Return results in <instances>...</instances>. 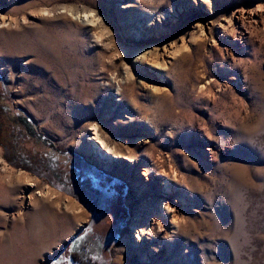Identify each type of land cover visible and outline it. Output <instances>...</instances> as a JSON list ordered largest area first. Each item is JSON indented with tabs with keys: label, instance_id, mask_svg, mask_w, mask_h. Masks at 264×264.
Listing matches in <instances>:
<instances>
[{
	"label": "rangeland",
	"instance_id": "rangeland-1",
	"mask_svg": "<svg viewBox=\"0 0 264 264\" xmlns=\"http://www.w3.org/2000/svg\"><path fill=\"white\" fill-rule=\"evenodd\" d=\"M50 199L54 243L20 256ZM88 228L106 264H264V0H0V264H63Z\"/></svg>",
	"mask_w": 264,
	"mask_h": 264
},
{
	"label": "bare ground",
	"instance_id": "bare-ground-1",
	"mask_svg": "<svg viewBox=\"0 0 264 264\" xmlns=\"http://www.w3.org/2000/svg\"><path fill=\"white\" fill-rule=\"evenodd\" d=\"M1 68L6 69V68H8V66H7V64L5 66L2 65ZM8 75H10V74H8ZM205 90H206V88L205 89L203 87L201 88L202 92ZM122 92H123V89L119 88L118 94L120 95V97L122 96ZM120 99L121 98H118V100H120ZM89 125H91V127L89 128L91 130V132L88 134L87 137H88V139H90L91 142L89 144L90 149L88 150V152L92 156H95V157L100 156L101 158H103L104 161L114 160L115 159L114 155L117 154L116 153L117 144L115 142L113 143V141L104 134L101 122L94 121V122H91ZM95 143H96V145H95ZM97 143H98V145H97ZM99 147H100V149H99ZM101 148H102V150H101ZM118 150H119V152H121L120 148H118ZM111 154H112V156H111ZM111 157H112V159H111ZM116 158L117 159L120 158L119 155H116ZM107 163H109V162H107ZM163 172H165V171H163ZM162 174L164 175V177H166V179H164V181H163L164 187H163V191L161 193L162 199L159 200L160 198L158 197L157 198L158 199L157 204L158 205L163 204L165 206V210L163 211V213L165 216H167L169 214V212L174 211V206H172V203L170 202V200L172 199L171 198L172 187L170 184L171 180L169 179V176H167V174L165 175L164 173H162ZM28 179L29 178L27 177L25 181H27ZM176 179H178V177L175 174L174 180H176ZM4 181L2 182V180H1V183H3V186H6V190L4 188V191L7 192V194H8V192L13 193L14 190L16 189L17 185L24 180H22V178L17 175L15 177H13L11 180H8V182H4ZM28 185H34V184L30 182V183H28ZM7 186H8V189H7ZM2 193H3V191H2ZM48 193H49V190L45 192V195H48ZM4 197H6V196H4ZM179 198H180V196H179ZM159 201H160V203H159ZM53 203H56L55 200H52V199L47 200V202L45 204H43V207L40 211L39 219L34 221L33 223L26 222L25 225L23 224L24 227H22V228H25L24 229V235L22 236L21 239L19 238L20 239L19 241H17L18 238L16 239V241L18 242V245H19V254H21L20 256L27 255V253H29V252H32V253L34 252V254H35L34 256L37 257L41 253V250L49 249L52 246V244L54 243L53 240L55 238L53 239V237L57 233L54 231H55V229L59 223L56 224V220H57L56 217H57L58 212L55 209L56 206H54ZM77 209L79 210V208H77ZM33 211H35V210H33ZM158 212H159V210H158ZM67 216H69V215H67ZM147 217H148V214H145L143 219L147 218ZM171 222L173 223V225H179L181 223V220L179 219L178 216H176V214H173L171 216ZM165 230H166V227H165V224H163V226L161 227V231H165ZM142 233L144 234V231ZM153 237H154L153 233H149L148 238L153 239ZM136 240H138V242H141L144 240V238L141 236L139 231H137V233H136ZM117 261H119V260H117Z\"/></svg>",
	"mask_w": 264,
	"mask_h": 264
},
{
	"label": "flooded vegetation",
	"instance_id": "flooded-vegetation-1",
	"mask_svg": "<svg viewBox=\"0 0 264 264\" xmlns=\"http://www.w3.org/2000/svg\"><path fill=\"white\" fill-rule=\"evenodd\" d=\"M52 165L53 166L45 165L42 167L45 169L46 173L45 175L41 174V177L45 178L47 181H49V183L55 185L66 193L78 198L85 204H88L90 201L92 202L91 193L89 191V193L87 191L83 192V189L75 184V177L74 180L71 181L69 177L66 178L64 176L66 178L64 180L62 173L64 174L65 172L62 170L56 172L55 169H53L55 168V165ZM38 171L40 172V170ZM84 189H86V187H84ZM86 190H88V188ZM108 244V241H104V238H102L101 235L88 228L82 233L76 235L71 240L68 247V255H66V258H61H63V261H66L70 264H106V260L104 259V251L107 249ZM62 255L64 256V253Z\"/></svg>",
	"mask_w": 264,
	"mask_h": 264
},
{
	"label": "trees",
	"instance_id": "trees-1",
	"mask_svg": "<svg viewBox=\"0 0 264 264\" xmlns=\"http://www.w3.org/2000/svg\"><path fill=\"white\" fill-rule=\"evenodd\" d=\"M63 264H70V263H68V262L64 261V263H63Z\"/></svg>",
	"mask_w": 264,
	"mask_h": 264
}]
</instances>
